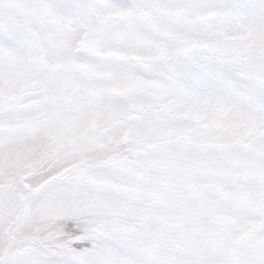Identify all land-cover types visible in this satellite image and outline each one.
Wrapping results in <instances>:
<instances>
[{
  "label": "snow or ice",
  "instance_id": "6c2138e0",
  "mask_svg": "<svg viewBox=\"0 0 264 264\" xmlns=\"http://www.w3.org/2000/svg\"><path fill=\"white\" fill-rule=\"evenodd\" d=\"M0 264H264V0H0Z\"/></svg>",
  "mask_w": 264,
  "mask_h": 264
}]
</instances>
